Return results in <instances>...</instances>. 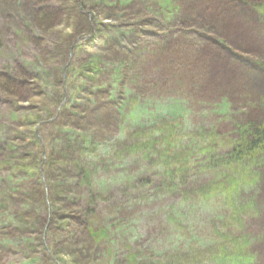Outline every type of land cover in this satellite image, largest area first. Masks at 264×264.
<instances>
[{
    "label": "rangeland",
    "instance_id": "obj_1",
    "mask_svg": "<svg viewBox=\"0 0 264 264\" xmlns=\"http://www.w3.org/2000/svg\"><path fill=\"white\" fill-rule=\"evenodd\" d=\"M92 1L97 0H86L83 7L73 0H0V29L8 26L6 36L0 37V264H260L264 253L259 256L257 250L264 249V217L253 214L242 234L237 226L243 224L249 209L263 213L264 201L253 202L248 189L254 195L264 193V160L254 172L239 165L236 173L238 166L228 169L221 163L220 171L236 177H228L223 186L211 189V199L194 205L191 190L185 184L178 187L176 177L191 163L189 154L177 157L172 186L163 182L153 189L137 190L130 184L125 191L115 186L138 170L134 157L124 159L123 154L130 152L123 150V144L131 143L130 132L148 131L145 126L152 120L172 126L173 132L164 131L169 135L164 142L170 145L174 135L185 136L186 144L189 137L210 136V130L222 132L220 125L237 126L251 115L264 121V0H211L215 14L209 15V25L202 15L185 26L173 22L175 33H186L193 57H201L204 64L195 68L200 76L194 93L191 83L181 78V54L177 53L168 71L159 70L147 78L142 70L149 66L143 47L171 36L165 13L158 15L147 0H124L123 7L131 2L126 10L122 5L113 7L109 0H100V6ZM46 4L53 15L47 29L38 27L39 12L34 13ZM25 21L35 24L27 28L28 41L22 42L15 30ZM88 23L94 28L95 41L85 38L90 34ZM116 29L118 33L113 34ZM139 29L131 36L130 30ZM138 52L142 56L136 57ZM165 73L170 77H164ZM140 78L147 79L141 82ZM229 87H242L236 93L242 92L243 100L229 97ZM224 90L227 93L222 95ZM86 135L89 142L83 138ZM36 136L44 155L42 164L33 165L28 144ZM77 139L87 144L88 159L72 171L63 169L69 154L60 150L62 141L70 151L81 145ZM194 158L200 160L198 153ZM211 160V170L216 169L219 161L215 156ZM49 162L54 176L47 173ZM30 167L42 173L43 182ZM186 175L182 177L186 182L195 186L201 182L191 171ZM90 176L93 180H87ZM55 189L58 194L54 195ZM152 190L160 194L152 195V201L143 200ZM183 195L188 196L187 212L181 204ZM171 199L187 216L192 207L200 219L201 212L211 210V228L209 223L197 224L195 214L188 217L193 221L190 228L169 222L178 218L177 207L172 218L165 220L160 213ZM12 206L20 208L15 215ZM110 206L118 208L122 217L111 215ZM99 213L103 237H95L97 233L89 228ZM257 227L262 233L254 235L253 253L242 250L241 239ZM189 256L193 261L187 263Z\"/></svg>",
    "mask_w": 264,
    "mask_h": 264
},
{
    "label": "trees",
    "instance_id": "obj_2",
    "mask_svg": "<svg viewBox=\"0 0 264 264\" xmlns=\"http://www.w3.org/2000/svg\"><path fill=\"white\" fill-rule=\"evenodd\" d=\"M69 1V0H68ZM74 3L78 6H83L86 7V0H73ZM108 1V0H107ZM112 1L113 7H119L122 5H125L124 0H109ZM149 2V5L153 8H155V10L157 11L158 15H163L165 13V17L166 16H170V18H166L164 17V21L167 22V29L170 28V32L171 36L164 40H158L157 44L152 45V46H144L143 48L146 50L147 55H148V61L147 64L149 66H145L142 68V70H144L145 75L146 73H148L147 78H150L151 75L153 77L154 74H156L157 72H159V70L161 72L163 71H168L167 68H169V65L171 63H174V61L176 60L177 56L179 54L182 55V60L181 62H183V66H181V78H185L187 79L186 84L188 85V81L191 83L190 86V90L192 93H194L196 91V86H197V82H198V77L200 76V73L196 72L195 68L198 69V67L201 65V57H193L192 55V50L190 48H188L189 46V41H187L186 39V33L182 30L179 34L175 33V29L172 28V24L173 22H179L180 24H184L185 25H189V23L192 22H197V18L202 15L204 16L205 21L207 22V24L209 25L211 23V16L209 17V15H213L215 14L214 11H211V0H188L187 2H179V0H147ZM221 1H228V0H221ZM64 1H62L63 3ZM93 6L94 5H99L103 4V1L100 2V0L97 1H92ZM89 4L91 5V1L89 2ZM47 5H41V8L35 9L34 13L39 12V22H38V27L40 28H49L50 25L52 24L51 22V16H53L51 13H49V11L47 10ZM105 5V4H104ZM126 7H123L125 10L128 9L127 7L131 6V2H128L126 4ZM108 7L110 5H107ZM40 9L43 10L40 13ZM131 9V8H130ZM124 10V11H125ZM122 12V11H121ZM172 12V13H171ZM182 13V16H179L178 14ZM171 13V14H169ZM33 22V23H32ZM25 21L24 24H22V27L16 28V32L17 35L21 38L22 42H27L29 39V33L27 31V28L30 29V27H32V25L34 26L35 21ZM32 23V25H31ZM231 24V19L230 22L228 24V26L232 28L233 25ZM88 29L91 30V25H89V23L87 24ZM179 25V24H178ZM91 26V27H89ZM8 26H3L2 30L0 29V37H5L6 33L5 31H7ZM44 29V30H45ZM119 29H116V31L113 32V34L118 33ZM140 29L136 32L134 30H130L131 32V36H135L137 33H139ZM141 32V31H140ZM133 34V35H132ZM226 35V34H225ZM33 36V35H32ZM34 37V36H33ZM35 37L37 38L38 36L35 35ZM95 41V35L94 38L92 39ZM69 44V43H68ZM240 44V42H239ZM175 45V47H174ZM243 45V44H242ZM171 47L173 48V50H171ZM143 48H139L141 52H144ZM138 49V50H139ZM204 50V48H203ZM69 49L66 48V57L67 58V54H68ZM16 52V51H15ZM210 52V51H209ZM145 53V52H144ZM178 53V55H177ZM212 53V52H211ZM139 52L136 54V57L138 56ZM139 56H142V54H139ZM192 56V57H191ZM151 60L153 62V66L151 67ZM189 61H192L194 64L191 65L189 64ZM22 63V62H21ZM204 64L201 65V67ZM171 69V68H170ZM206 76H204V78L208 79L207 77L210 76V73L208 71L205 72ZM202 75V74H201ZM172 76H174V73L172 74ZM145 77V76H143ZM164 77H170L168 76L166 73L164 74ZM10 78V77H9ZM147 78H140L139 81H143V79H147ZM154 80V78H153ZM150 80V81H153ZM182 80V79H181ZM12 81V80H10ZM14 82V81H13ZM155 84V83H154ZM210 86H208L207 90H208V96L211 95V84H209ZM156 86H159V83H157ZM6 87V86H5ZM9 87V86H7ZM180 88H183L182 86H180ZM242 87L240 88H228V96L239 100L242 99V92H238ZM83 89V87L81 88ZM77 90H80V85L78 86ZM224 93H227V91H221V94L223 95ZM59 96H61V98L63 97V91L58 92ZM243 100V99H242ZM250 101V99H249ZM104 105L109 104L110 106H115L114 103L111 102H104ZM253 112H255V110L253 109ZM161 121V120H160ZM160 121L156 120H152V122L148 125H146L145 127L148 128V131H144V134L139 131L136 133L130 132L129 134V142L131 143H127L125 142V144H123V150L124 148L129 150L130 153H125L123 155H125L124 159L126 160L127 158H135V164H137L138 166V170L135 171V174H131L129 177L130 179H126L123 180L121 183H117L115 186V189L120 188L122 191L127 190V188L129 187L130 184H132V186L134 185L135 188H140V187H147L148 189H153L154 187H156V185H158L159 183H165L168 184L169 186H172V183H170L171 181H174L173 178V171L175 169V165L177 163V157H180L181 154H189L188 157L191 158V163L188 164V168L184 167V169H182L180 171L179 174H176L177 177V185L182 186L185 184V187H188L189 190H191V195H193L195 197V199H192L191 197L189 198L190 200L192 199V205L198 203L200 200H206L207 199H211V189H215V188H220L222 183L224 182H228L230 179H228V177L231 178V174L230 173H225L220 171V164L222 163L221 166H226L228 169H236V167L238 166V170L236 173L240 172L239 165H241L242 167H247V171H255V168H257L258 166H260L264 160V121L261 120H257L255 119V117H252V115L245 120L243 123L237 124V126H233L232 123H224L225 126L220 125V128H224L225 130L222 132H218L217 130L211 133V130L208 132L210 136H207L208 134H205V136H200L197 135V137L193 136V137H189L187 143H183L182 139H185V136H176L174 135V144L170 145L164 142L165 140L168 139L169 135L166 136V134L164 133L165 129L170 130V132H173V128L171 127H166L165 125H163ZM161 123V124H160ZM65 130V129H64ZM144 135V136H143ZM194 135V134H192ZM173 136V135H172ZM88 137V135H86L85 137V141H88L86 138ZM145 137L146 140L144 141V144L139 143L138 141L142 138ZM80 139V138H79ZM81 140V139H80ZM77 139V141H79L81 143V145H77L74 148H70V151L68 150V148L66 147L68 144L63 140L62 141V148L60 149L63 153H67L69 155H67L66 157V164L61 166L63 169L64 167L69 170L72 171V168H78L80 163L84 160V159H88L87 156V144L83 145V143ZM76 141V143H77ZM133 141V142H132ZM75 143V144H76ZM134 144L132 151H130V146ZM199 144V145H198ZM198 145V147H197ZM195 146V147H194ZM28 147L30 148L29 151V155L32 158V163L33 165L41 163L42 164V160H43V155H44V151L41 145V142L39 141V137H34V140H30ZM54 148V146H53ZM144 148H147L148 150H144ZM53 150V149H52ZM51 150V151H52ZM32 151V153H31ZM64 151H69V152H64ZM200 158V160L195 161L196 159L194 158V155H197ZM120 154V152L118 153ZM151 154V156H150ZM216 158L217 161H219V166L216 169L211 170V164L214 165V162H211V158L214 157ZM1 157V155H0ZM155 158V160H152L151 158ZM187 157V156H186ZM10 158V156L8 157ZM194 158V159H193ZM90 159V157H89ZM28 164V163H27ZM46 165V164H45ZM43 166V165H42ZM179 167V166H178ZM43 172H44V166L42 167ZM31 172L36 176V179H41L40 182L42 181V173L37 170L36 172H33V169L30 167ZM47 173L49 176H54V172L52 171V163L49 162L47 165ZM178 170H180V167L178 168ZM142 171V172H139ZM191 171L192 175L193 172L194 175L193 176H197V180L201 181L199 182L198 186H195L192 183L186 182L183 180L182 177H184L186 175V172ZM228 172V171H226ZM187 176V175H186ZM236 177V176H235ZM234 177V178H235ZM231 178V179H234ZM91 176L87 177V180H91ZM203 179V180H202ZM93 180V179H92ZM92 182V181H91ZM90 182V183H91ZM96 182H98L96 180ZM191 182H194L193 180ZM90 183L89 186L87 187L88 189H90ZM94 182L91 184L93 185ZM223 186V185H222ZM262 186L264 187V183L262 184ZM170 189V187H168ZM236 189H238V191L241 189V186L238 184L235 187ZM48 189L47 185H46V190ZM156 190V189H155ZM152 190L151 194H147L146 196L142 197L144 198L143 200L147 201L150 200L152 201V199L154 198L156 194H160L159 191ZM167 190V189H166ZM181 191V189H179ZM184 192H187L188 190L183 189ZM220 191V190H219ZM54 195L58 194L57 189L53 190ZM141 193V192H140ZM168 194L171 196L173 194V192H168ZM248 195L249 198L251 197H255L253 198L255 201L253 202H257V200H262L264 201V193H257V195L253 194V191L248 189ZM61 195V192H60ZM94 196H97V194H95ZM55 197H59V196H55ZM169 196H167L168 198ZM217 198V197H216ZM186 199H188V196L183 195L182 196V201L181 204L184 207L185 212L186 211V207L188 206L186 203ZM191 200V201H192ZM220 200V199H217ZM247 200V198L245 199ZM244 200V202H245ZM248 201V200H247ZM186 203V204H185ZM117 204V203H116ZM245 204V203H244ZM17 205V204H15ZM246 205L248 207L251 208L252 205H248L246 203ZM167 207L165 209H163V211L160 214H163V217L165 218V220H167V218L173 216L174 212H175V208L177 207L178 209V218L176 217L173 218L171 221L169 222H174L178 225H184L185 228H190L191 225H193V221L190 220L188 217L189 215L192 216V214H195V219L197 224L202 222V226H205L206 223L210 224V228H211V210H206L205 212H201L202 218L200 219V215H198V213L194 212V208L192 207V210L190 211L191 213L187 216L185 215L183 212H181L180 207H178L174 202L173 199L168 200L167 202ZM12 209V215L17 214L18 211H20V208L17 207H11ZM108 209H112V207L110 206ZM118 208L112 209V210H107L109 213H111V215H113V213H118L119 217H122V212L117 210ZM198 207H197V211H198ZM262 210L263 213L260 210H251L249 209L248 212H246V219H242L243 224L241 225V223L239 222V225L237 226V231L239 233H243L244 229H246L244 226L245 224L248 225L250 224V222L252 221L251 219H253L252 215L255 214V218L258 217H264V206L262 205ZM15 213V214H14ZM102 213V212H101ZM101 213H99V216H97V219H95L94 221L91 222V226L90 231L93 230L95 231L97 234L95 237H98L99 235L101 237H103L105 235V231L104 232H100V230L103 228V224L100 222H98V220H101ZM184 215V216H183ZM187 216V217H186ZM193 217V216H192ZM99 218V219H98ZM239 220V218H238ZM255 220V219H254ZM119 222L122 221V218H120L118 220ZM189 222L190 225H187ZM213 223H215L214 220H212ZM204 224V225H203ZM209 224H207L209 226ZM175 226V225H174ZM173 225H171V227L174 228ZM88 228V229H89ZM261 228H256L255 232H250V236H245L244 238L241 239L242 241V250H246L249 253H253L252 251V246H253V242H254V235H259L262 232L260 231ZM262 241H264V233L262 234ZM195 250V249H193ZM259 251V256L260 254H262V252L264 253V249L261 250H257ZM198 255H202L201 252H199L198 249ZM176 255V254H175ZM179 256V255H177ZM185 256L182 255V257ZM262 257V256H261ZM191 261H193V258H191L190 256L187 258V263H189ZM260 264H264V261H260Z\"/></svg>",
    "mask_w": 264,
    "mask_h": 264
}]
</instances>
